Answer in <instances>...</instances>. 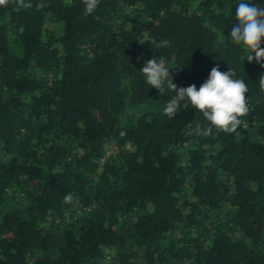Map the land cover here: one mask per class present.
<instances>
[{
    "label": "trees",
    "instance_id": "16d2710c",
    "mask_svg": "<svg viewBox=\"0 0 264 264\" xmlns=\"http://www.w3.org/2000/svg\"><path fill=\"white\" fill-rule=\"evenodd\" d=\"M240 2L0 5V264H264V66L229 37ZM153 57L185 89L233 68L237 132L197 135L184 102L169 118Z\"/></svg>",
    "mask_w": 264,
    "mask_h": 264
},
{
    "label": "clouds",
    "instance_id": "9594fccd",
    "mask_svg": "<svg viewBox=\"0 0 264 264\" xmlns=\"http://www.w3.org/2000/svg\"><path fill=\"white\" fill-rule=\"evenodd\" d=\"M7 2L8 0H0V5H6ZM83 4L85 13L92 14L97 9L99 0H83ZM235 21L230 29L231 41L245 50L244 59L249 63L255 61L264 66V7L241 0L235 9ZM140 73L145 77L146 83L157 89L161 96L166 90L175 93L163 109L169 118H174L182 102L185 108L190 104L201 113L207 121V126L202 128L197 124V135L207 137L212 135L214 129L218 132L236 133L241 126V118L249 112L246 97L248 86L243 79L234 78L236 72L233 68L227 73L213 68L209 79L199 90L195 85L186 89L178 88L164 58L159 61L154 57L148 60ZM259 87L264 91V75L259 79ZM187 127L191 129L192 125ZM191 134L186 132V135ZM65 199L71 201L72 196L67 195Z\"/></svg>",
    "mask_w": 264,
    "mask_h": 264
}]
</instances>
